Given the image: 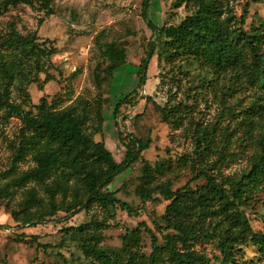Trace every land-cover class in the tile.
Here are the masks:
<instances>
[{
  "label": "rangeland",
  "instance_id": "rangeland-1",
  "mask_svg": "<svg viewBox=\"0 0 264 264\" xmlns=\"http://www.w3.org/2000/svg\"><path fill=\"white\" fill-rule=\"evenodd\" d=\"M149 1V18L160 27L176 26L192 12L187 0ZM144 2L50 0L49 17L39 1L33 7H2L0 65L6 52L12 51L4 45L10 32L24 38L35 34L38 44L48 41L46 45L56 50L50 58H42L44 69L55 79L44 84L46 74L35 75V58L28 60L34 67L26 63L23 68L37 81L18 78L11 87V103L34 113L43 98L53 110L75 106L81 115L89 116L86 133L95 142H104L118 163L124 160L126 144L130 143L127 135L150 141L151 145L139 163L104 190L115 193L130 212L119 205L108 208L93 202L69 217L86 202L108 171L109 162L89 167L85 172L63 166L41 183L32 182L20 189L10 187L9 195L0 196V264H87L79 243L70 237L75 228L87 225L90 232L102 236L100 246L109 252L122 250L125 236L139 233L141 243L137 250L148 257L153 251V238L145 227L164 247L165 235L170 231L162 217L170 201L158 190L153 192V200L142 202L146 162L153 169L165 166L164 174L153 173L151 185H164L173 192L187 184L192 189L206 184L200 178L204 170L222 182L236 180L255 166L260 128L252 131L249 120L258 122L259 116L252 108L261 106L264 129V96L249 85L241 70L217 75L203 71L187 59L166 64L158 56L164 42L161 39L146 80L139 87L138 66L146 58L149 44L156 39L142 15ZM227 5L237 18L245 17L246 31L264 26V0H229ZM134 90L137 93L131 103L115 116L118 101ZM171 107L179 109L178 126L164 120L162 109ZM6 115V109H0L1 187L37 166L32 152L23 161H17L23 122L21 117L6 119ZM250 190L251 199L240 209L254 232L264 233V183ZM12 211H18L21 218L27 215L30 222L38 224L18 227ZM194 249L218 264L216 241L201 242ZM241 258L250 264H264V255L251 244L243 247Z\"/></svg>",
  "mask_w": 264,
  "mask_h": 264
},
{
  "label": "trees",
  "instance_id": "trees-1",
  "mask_svg": "<svg viewBox=\"0 0 264 264\" xmlns=\"http://www.w3.org/2000/svg\"><path fill=\"white\" fill-rule=\"evenodd\" d=\"M37 1L44 7L45 15L51 16L50 0H4L0 4V15L2 7H33ZM228 3L229 0H187L192 12L176 26L160 27L149 18L150 1L145 0L142 15L156 39L149 44L147 56L138 66L139 87L146 80L149 63L156 53L158 41L164 39L158 56L166 64L174 65L178 59H187L197 63L203 71H211L217 75L241 70L248 77L249 85L264 96V26L253 28L251 32L246 31L245 17L237 18L231 14ZM36 40L35 34L24 38L17 32H10L4 40V45L12 51L6 52V59L0 65V109H6V119L17 116L23 122L17 161H23L28 152H32L35 153L37 166L22 172L10 184L0 186V196L9 195L10 187L20 189L32 182L41 183L63 166L85 172L89 167L109 162L108 171L86 202H82L69 217L81 213L93 202L108 208L119 205L130 212L129 206L122 203L115 193L104 190L119 175L139 163L142 154L150 148V141L144 142L133 135H127L130 143L126 144L124 160L118 163L104 142H95L86 133L89 116L81 115L75 106L53 110L43 98L41 104L35 106L37 113H34L26 111L22 105L11 103V87L18 78L27 82L37 81L32 80L26 68H23L28 60L35 58V75L46 74L44 84L55 79L44 69L42 58H50L56 50L53 46L46 45L48 41L38 44ZM114 57L111 56V59L114 60ZM22 58L25 60L22 61ZM28 64L34 67V64ZM20 90L23 91V87ZM136 93L137 90H134L118 101L114 110L115 116L125 104L131 103L132 96ZM260 107L252 108L253 113L259 116L258 122L249 120L250 125H253L252 131L256 130L255 127H259L260 131L256 138L259 154L255 156L256 164L248 174L236 180L226 179L221 182L204 170L200 178H204L206 184L195 189L187 184L173 192L164 185H151L153 173L164 174L165 166L157 165L153 169L146 162L142 177L145 184V188L141 190L142 202L153 200L152 194L158 190L165 200L170 201L162 217L167 231H170L165 235V246H160L153 232L145 227L153 238V251L150 256L138 252L141 236L135 232L131 236H125L122 250L109 252L100 246V234L90 232V225L82 226L75 228L70 237L79 243L87 264H214L206 254L194 249L196 244L211 241L217 242L220 253L218 264H250L241 260L243 247L248 244L264 255V233L254 232L247 216L240 209L251 199L250 188H258L264 183V129L261 126ZM162 112L166 123L178 126L179 109L163 108ZM16 168L17 166L14 171ZM11 214L20 228L38 224L30 222L27 215L21 218L18 211H12Z\"/></svg>",
  "mask_w": 264,
  "mask_h": 264
}]
</instances>
